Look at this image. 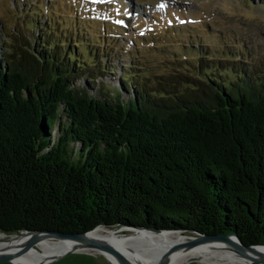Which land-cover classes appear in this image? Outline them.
<instances>
[{
  "label": "trees",
  "instance_id": "trees-1",
  "mask_svg": "<svg viewBox=\"0 0 264 264\" xmlns=\"http://www.w3.org/2000/svg\"><path fill=\"white\" fill-rule=\"evenodd\" d=\"M23 10L35 44L0 27V231L130 225L264 244V57L241 39L199 43L169 86L107 99L76 87L95 77L77 20L62 40L56 19Z\"/></svg>",
  "mask_w": 264,
  "mask_h": 264
},
{
  "label": "rangeland",
  "instance_id": "rangeland-1",
  "mask_svg": "<svg viewBox=\"0 0 264 264\" xmlns=\"http://www.w3.org/2000/svg\"><path fill=\"white\" fill-rule=\"evenodd\" d=\"M254 1L258 7L247 6L240 0H0V27L7 34L18 30L35 44L38 31L29 30L24 22L29 16L24 15L23 9L29 5L38 10L40 20L46 22L49 16L59 22L55 37L63 40L68 38L72 13L80 9V15L76 17L78 37L90 48L85 45L80 50L76 44L75 51L85 57L86 61L81 63L83 70L89 68L95 77L89 79L83 73L78 74L76 87L96 96L127 101L133 90H125L124 86L135 89L136 81L137 85L148 89L158 88L159 83L169 86L167 83L173 79V74L186 71L190 62L196 60L197 47L192 45L203 43L220 48L222 42L228 45L241 39L243 44L257 51L259 58L264 57V4L261 3L264 1ZM19 7L21 9L15 11ZM0 40H4L1 35ZM105 44L107 48L103 50ZM93 48L100 55L95 61L91 59ZM202 50L204 57L211 59L221 57L225 52V49H218L216 53ZM247 64L249 71L258 73L260 70L254 67L256 64ZM123 71L128 73L121 76ZM57 126L52 137L58 134ZM103 226L123 233L134 231L127 225ZM180 231L188 236V240L199 235L194 230ZM96 250H69L37 264H111ZM0 264L14 263L0 260ZM181 264L216 263L189 259Z\"/></svg>",
  "mask_w": 264,
  "mask_h": 264
},
{
  "label": "bare ground",
  "instance_id": "bare-ground-1",
  "mask_svg": "<svg viewBox=\"0 0 264 264\" xmlns=\"http://www.w3.org/2000/svg\"><path fill=\"white\" fill-rule=\"evenodd\" d=\"M89 238H94L113 246L127 258L129 264H156L160 256L173 244L188 240V236L181 231H149L134 229L132 232L123 233L122 230L107 228L102 225L94 227L87 232ZM26 235L10 234L6 236L0 232V251L15 252ZM77 245L76 240L40 239L35 245L17 255L15 263L31 264L44 261L52 256L60 255ZM86 249L96 250L86 247ZM264 251V247L258 248ZM102 253L111 264H118L116 258L104 250ZM189 259L216 264H246L250 260L233 250L223 241L210 240L194 245L193 247H178L169 257L171 264H181Z\"/></svg>",
  "mask_w": 264,
  "mask_h": 264
},
{
  "label": "water",
  "instance_id": "water-1",
  "mask_svg": "<svg viewBox=\"0 0 264 264\" xmlns=\"http://www.w3.org/2000/svg\"><path fill=\"white\" fill-rule=\"evenodd\" d=\"M102 225L103 224H99ZM98 226V225H97ZM133 229H143L149 231H162V230H170V231H180L179 229H159V228H152V227H144V226H130ZM96 227V226H95ZM92 230V229H91ZM90 231V230H89ZM4 233L3 231H0ZM88 232V231H87ZM87 232H60L54 230H21L16 232L15 234L18 235H26V238L20 242L17 250L15 252H5L0 251V260H8L14 264H26V263H15L13 259L23 253L25 250L29 249L31 246L35 245L40 239H72L77 241V245L74 248L69 250H80L86 249V247L100 249L111 253L118 264H129L127 258L123 254H121L118 250H116L113 246L106 244L105 242L99 241L94 238H89L87 236ZM216 240V241H223L227 245H229L233 250L237 251L239 254L244 255L247 257L250 262H259L264 264V251L259 250V247H264V244H244L240 241L239 237L236 236L234 233L229 234H201L199 233L198 236H193L189 240L183 241L181 243L171 245L158 259L156 264H167L169 255L175 251L178 247H193L199 243ZM67 250L66 252H68ZM55 257V256H52ZM51 257V258H52ZM50 259V258H49ZM41 262V261H39ZM38 262L31 263L37 264ZM111 263V262H110Z\"/></svg>",
  "mask_w": 264,
  "mask_h": 264
}]
</instances>
